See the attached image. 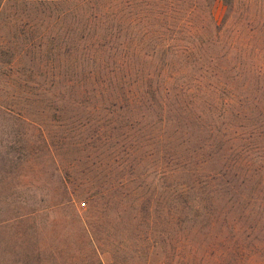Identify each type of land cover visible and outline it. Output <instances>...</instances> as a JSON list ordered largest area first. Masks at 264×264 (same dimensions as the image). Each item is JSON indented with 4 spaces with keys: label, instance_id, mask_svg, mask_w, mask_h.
<instances>
[{
    "label": "rangeland",
    "instance_id": "obj_1",
    "mask_svg": "<svg viewBox=\"0 0 264 264\" xmlns=\"http://www.w3.org/2000/svg\"><path fill=\"white\" fill-rule=\"evenodd\" d=\"M26 2L0 9V264H177L194 207L227 241L211 264H264V0H99L105 88L76 97L72 6Z\"/></svg>",
    "mask_w": 264,
    "mask_h": 264
},
{
    "label": "trees",
    "instance_id": "obj_2",
    "mask_svg": "<svg viewBox=\"0 0 264 264\" xmlns=\"http://www.w3.org/2000/svg\"><path fill=\"white\" fill-rule=\"evenodd\" d=\"M27 1V0H24ZM29 2L35 1L38 9L42 12L46 10H53L63 3L70 4L72 7L69 9L68 14L72 16L73 21L71 24V38L69 44L70 56V67L69 73L70 77L68 79L69 83L67 85V95L74 96V92L76 88H78V93L80 92L82 95L92 94L93 96L99 95L101 92H104V84H101V78H99V66L101 65V61H98V52H99V37L95 38L93 41L90 39L92 38L93 34H90L91 31L95 28L92 25L96 24V19L98 15V3L99 0H28ZM175 2L178 0H174ZM29 2H26L29 4ZM4 4H6V0H0V9L3 8ZM77 11H81L85 16L81 19L77 18ZM88 14V15H87ZM190 21V19H187ZM79 29V31H77ZM172 33H178L177 29L173 30ZM121 36V33H120ZM174 35H171L173 37ZM122 37L128 40V33H122ZM149 38V32H140L131 36L132 40H139L146 42ZM84 40L85 43L82 44V51H80L79 44L80 40ZM159 39V38H157ZM90 42H87L89 41ZM87 42V43H86ZM161 45L160 55L162 53L163 56L167 55V49L162 48ZM172 50H176V48H171ZM127 49H123L122 51L125 52ZM143 50V49H142ZM143 53L142 57L137 53V50H133V57L132 59H147L154 55H158L157 46L154 44L146 51H141ZM140 52V53H141ZM131 59V65L136 63L142 62H135ZM108 66V65H107ZM134 76H131V81H143L145 82L142 85V88L146 89L147 91H151L152 85L149 84V81L153 78L152 76L145 77L142 75L141 77L139 74H143L144 71L141 69H136V71L131 70ZM98 73L95 77H90L92 74ZM134 78V79H133ZM113 81L110 79L109 83H107V89H111L112 92L116 91V88L113 86ZM125 82L123 81L121 88L122 91H125ZM132 89V88H131ZM158 89V88H157ZM79 93V94H80ZM145 93V92H143ZM78 94V95H79ZM65 97V96H61ZM84 99H80L78 102H82ZM145 102L141 103L144 104ZM199 206L203 207L200 203ZM184 212V211H183ZM202 212V211H201ZM201 212L199 208L194 207L192 210H187L185 222L182 226L181 234L176 239L173 240L172 238H168V245L170 247L176 248L177 252H179L177 258V264H211V261L214 260V255L217 254L215 259L220 260L221 262L224 261V256L228 250L226 238H221L220 234H217L214 230L216 225L218 224V219L212 220V214L206 213L204 214L207 219L204 222V225L197 222V219L201 216ZM207 212V211H205ZM182 213V212H181ZM229 224L224 220L219 223V228L221 230L224 227H228ZM233 249V248H232ZM236 256H235V264H241L243 254L240 250L233 249ZM147 263H151V259L149 258ZM166 263L169 264V259L166 256Z\"/></svg>",
    "mask_w": 264,
    "mask_h": 264
},
{
    "label": "built area",
    "instance_id": "obj_3",
    "mask_svg": "<svg viewBox=\"0 0 264 264\" xmlns=\"http://www.w3.org/2000/svg\"><path fill=\"white\" fill-rule=\"evenodd\" d=\"M84 204V203H83Z\"/></svg>",
    "mask_w": 264,
    "mask_h": 264
}]
</instances>
